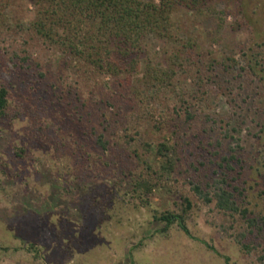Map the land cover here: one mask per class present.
<instances>
[{"label":"rangeland","instance_id":"1","mask_svg":"<svg viewBox=\"0 0 264 264\" xmlns=\"http://www.w3.org/2000/svg\"><path fill=\"white\" fill-rule=\"evenodd\" d=\"M36 14L27 0H0V21L13 28L0 30V86L11 100L0 120V264H264V242L246 234L248 250L240 251L232 218L192 191L207 189L229 162L228 178L239 177L240 189L253 188L243 197L260 202L253 195L264 187L254 172L264 173V81L248 65L255 54L264 59V0L175 9L171 37L145 39L133 75L143 108L127 123L139 135L107 152L96 138L121 134L101 125L103 94L115 80L98 75L92 91L75 95L60 54L18 29ZM174 52L182 56L169 85L145 87L146 66L166 71ZM161 143L172 146L166 173L156 155ZM136 154L163 176L142 199L128 179L144 170ZM182 198L192 204L185 224L195 239L176 224L162 233L155 219L181 212Z\"/></svg>","mask_w":264,"mask_h":264},{"label":"trees","instance_id":"2","mask_svg":"<svg viewBox=\"0 0 264 264\" xmlns=\"http://www.w3.org/2000/svg\"><path fill=\"white\" fill-rule=\"evenodd\" d=\"M27 1L37 10L36 18L28 26H19L18 29L22 28L38 43L60 54L61 72L66 74V79L74 78L75 83L72 88L75 95L81 94L84 88L92 91L95 88L93 82L98 75L109 76L115 80L114 89L103 94L104 110H102L101 125L104 131L112 132L118 128L121 134L115 135L112 140L106 139L104 134L96 138L97 146L107 152L109 147L118 149L129 145L130 141H134L132 137L139 135V131L135 126L131 127L127 120L135 111L143 108L141 94L133 83V75L138 71L142 56L145 54L143 48L145 39L149 36L157 39L170 38V19L175 9L184 8L199 13L210 0ZM0 30L11 33L13 28L0 21ZM193 46L188 42L184 52L192 50ZM181 56L172 53L168 59L171 68L166 71L157 70L150 65L146 66L143 74L145 87L154 85L161 90L165 85H169L173 68L177 67ZM248 67L251 75L264 81V59H261L260 54H255V57L249 59ZM106 105L109 106L110 111L105 110ZM10 108V92L7 87L0 86V120L9 117ZM186 114L190 117L188 112ZM143 146L150 148L146 143ZM170 152L172 146L164 143L156 147V155L166 159L165 164L162 165L163 173L170 171L172 167L168 158ZM135 157L144 166V170L137 176L134 174V178L130 174L128 179L133 184V192L142 199L151 193L156 185L154 181H161L163 176L162 173L153 170L138 154ZM226 167L222 176L208 184L207 189L194 185L192 191L198 200L207 205L213 204L219 213L232 218L233 224L239 231L236 237L241 238V241L235 239L236 244L240 251H244V249L248 250V246L242 242L246 234L254 237L258 244L264 242V187L253 195L260 202L251 203L247 196L243 197V193L252 192L253 188L240 189L239 177L228 178L229 172L234 171L229 162H226ZM254 172L264 181V173L260 168H254ZM246 183L244 181L242 185ZM255 185L258 186L259 182ZM181 206L183 207L181 212L166 211L155 219L162 224V233L176 224L182 233L195 239L185 224L187 211L191 209L192 204L188 198H182ZM203 245L219 255L213 248ZM36 247L35 244H31L29 248ZM37 251L34 253L38 254L39 250ZM224 260L227 264L228 260Z\"/></svg>","mask_w":264,"mask_h":264}]
</instances>
